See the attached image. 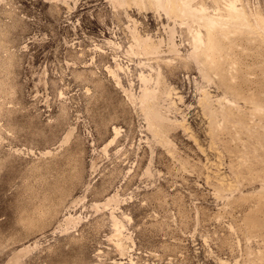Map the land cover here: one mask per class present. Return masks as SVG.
<instances>
[{"label":"rangeland","instance_id":"rangeland-1","mask_svg":"<svg viewBox=\"0 0 264 264\" xmlns=\"http://www.w3.org/2000/svg\"><path fill=\"white\" fill-rule=\"evenodd\" d=\"M0 264H264V0H0Z\"/></svg>","mask_w":264,"mask_h":264},{"label":"bare ground","instance_id":"bare-ground-1","mask_svg":"<svg viewBox=\"0 0 264 264\" xmlns=\"http://www.w3.org/2000/svg\"><path fill=\"white\" fill-rule=\"evenodd\" d=\"M212 43V42H211ZM212 45H213V43H212Z\"/></svg>","mask_w":264,"mask_h":264}]
</instances>
